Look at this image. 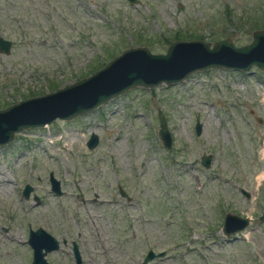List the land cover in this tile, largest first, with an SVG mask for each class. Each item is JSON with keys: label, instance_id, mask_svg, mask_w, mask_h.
Segmentation results:
<instances>
[{"label": "rangeland", "instance_id": "rangeland-1", "mask_svg": "<svg viewBox=\"0 0 264 264\" xmlns=\"http://www.w3.org/2000/svg\"><path fill=\"white\" fill-rule=\"evenodd\" d=\"M260 15L264 0H0V36L11 42L0 53V109L86 77L129 47L246 44ZM250 71L134 87L81 116L14 133L0 146V264H31L27 233L37 227L59 242L48 264H74L73 242L82 264H142L148 250L163 255L146 264H264V73ZM91 133L98 142L88 149ZM226 212L248 227L225 237Z\"/></svg>", "mask_w": 264, "mask_h": 264}, {"label": "water", "instance_id": "water-1", "mask_svg": "<svg viewBox=\"0 0 264 264\" xmlns=\"http://www.w3.org/2000/svg\"><path fill=\"white\" fill-rule=\"evenodd\" d=\"M129 5L138 0H126ZM11 42L0 36V53L8 54ZM254 67L264 73V27L251 33L250 41L235 45L230 38L215 40L211 44L204 40H173L164 53H151L147 47L135 46L122 50L101 68L86 77L73 81L54 91L26 98L0 109V146L13 139V135L27 128H40L53 120H70L92 111L97 106L134 87L151 88L158 84L170 85L184 80L189 74L207 69H227L251 72ZM157 136L164 148L171 145L165 117L157 109ZM196 134L199 123L194 124ZM97 136L91 133L85 145L92 149L97 145ZM210 156L202 154L200 164L207 168ZM50 191L60 195L59 182L48 175ZM32 187L24 184L21 196L27 198ZM120 193L123 192L120 190ZM248 197V193L241 189ZM37 201L38 199L35 198ZM264 222V210L258 216ZM249 220L226 212L221 224L225 237L234 235L248 227ZM27 244L31 248V264H48L45 255L57 250L59 242L42 228L28 229ZM74 264H82L77 247L72 243ZM163 252L148 250L142 264L160 257Z\"/></svg>", "mask_w": 264, "mask_h": 264}, {"label": "trees", "instance_id": "trees-1", "mask_svg": "<svg viewBox=\"0 0 264 264\" xmlns=\"http://www.w3.org/2000/svg\"><path fill=\"white\" fill-rule=\"evenodd\" d=\"M263 27H264V15H262V16L260 15L258 20H253L251 27L249 29H251V31L253 32L254 30H258V29H261ZM173 37L178 38L177 35H174ZM190 37L196 38V37H200V36L194 35V36H190Z\"/></svg>", "mask_w": 264, "mask_h": 264}, {"label": "bare ground", "instance_id": "bare-ground-1", "mask_svg": "<svg viewBox=\"0 0 264 264\" xmlns=\"http://www.w3.org/2000/svg\"><path fill=\"white\" fill-rule=\"evenodd\" d=\"M261 155H264V148H263V150L261 151ZM17 235V234H16ZM15 238V237H14ZM10 240V239H9ZM14 243V242H13ZM10 262H11V260H10Z\"/></svg>", "mask_w": 264, "mask_h": 264}, {"label": "flooded vegetation", "instance_id": "flooded-vegetation-1", "mask_svg": "<svg viewBox=\"0 0 264 264\" xmlns=\"http://www.w3.org/2000/svg\"><path fill=\"white\" fill-rule=\"evenodd\" d=\"M64 241V240H63ZM65 243H66V241H65ZM71 245H72V243H71Z\"/></svg>", "mask_w": 264, "mask_h": 264}]
</instances>
